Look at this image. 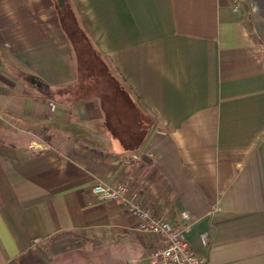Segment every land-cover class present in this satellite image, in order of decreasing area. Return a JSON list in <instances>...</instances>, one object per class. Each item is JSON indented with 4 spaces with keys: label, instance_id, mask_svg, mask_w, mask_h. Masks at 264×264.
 Instances as JSON below:
<instances>
[{
    "label": "crops",
    "instance_id": "crops-1",
    "mask_svg": "<svg viewBox=\"0 0 264 264\" xmlns=\"http://www.w3.org/2000/svg\"><path fill=\"white\" fill-rule=\"evenodd\" d=\"M99 182L206 264H264V0H0V264H151Z\"/></svg>",
    "mask_w": 264,
    "mask_h": 264
},
{
    "label": "built area",
    "instance_id": "built-area-1",
    "mask_svg": "<svg viewBox=\"0 0 264 264\" xmlns=\"http://www.w3.org/2000/svg\"><path fill=\"white\" fill-rule=\"evenodd\" d=\"M93 192L100 199L125 207L138 219L141 231L157 236V244L150 249L151 264H206L205 259L189 245L184 229L156 216L140 199L131 195L128 182L116 185L99 182L93 186Z\"/></svg>",
    "mask_w": 264,
    "mask_h": 264
},
{
    "label": "rangeland",
    "instance_id": "rangeland-1",
    "mask_svg": "<svg viewBox=\"0 0 264 264\" xmlns=\"http://www.w3.org/2000/svg\"><path fill=\"white\" fill-rule=\"evenodd\" d=\"M110 75L116 78V74L114 71L109 70ZM50 250V247H49ZM36 253L39 252L35 250ZM42 251V250H41ZM30 254L26 257V260L23 261V264H119V263H110L105 262L104 259H100V255L97 253L89 254L82 251H68L64 253H60L54 255L53 252L50 250L47 254L49 257L42 261V258L39 256L37 259L34 258V252H29ZM33 254V255H32ZM42 261V262H39ZM120 264H132V263H120Z\"/></svg>",
    "mask_w": 264,
    "mask_h": 264
},
{
    "label": "trees",
    "instance_id": "trees-1",
    "mask_svg": "<svg viewBox=\"0 0 264 264\" xmlns=\"http://www.w3.org/2000/svg\"><path fill=\"white\" fill-rule=\"evenodd\" d=\"M71 33H72V31H71V32L69 31V34L71 35V38L74 39V35L72 36ZM74 40H76V38H75ZM77 40H80V41H81L82 39H81V37H77ZM109 72H110V71H109ZM109 72H108V74H109V78H111V75H110L111 72H110V73H109Z\"/></svg>",
    "mask_w": 264,
    "mask_h": 264
}]
</instances>
